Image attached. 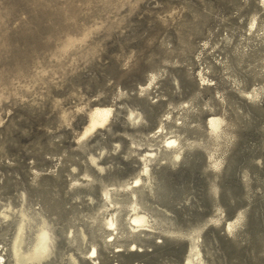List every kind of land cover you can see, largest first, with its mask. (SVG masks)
<instances>
[{"label":"rangeland","instance_id":"rangeland-1","mask_svg":"<svg viewBox=\"0 0 264 264\" xmlns=\"http://www.w3.org/2000/svg\"><path fill=\"white\" fill-rule=\"evenodd\" d=\"M21 221L42 264H264V0H0V264Z\"/></svg>","mask_w":264,"mask_h":264},{"label":"bare ground","instance_id":"bare-ground-1","mask_svg":"<svg viewBox=\"0 0 264 264\" xmlns=\"http://www.w3.org/2000/svg\"><path fill=\"white\" fill-rule=\"evenodd\" d=\"M257 28V23L253 24V28ZM155 77H153L150 87L153 85V80ZM260 92L258 89H255L253 93H248L247 95L254 98L255 96H259ZM114 116V109L112 107H96L92 110L90 114V120L89 125L86 127L84 137L86 138L88 135L98 131L105 129L108 127L112 121V118ZM134 117V114H131L132 118ZM137 120V119H136ZM223 120L221 118L213 117L211 118L209 122L210 130L212 133H218L222 129ZM165 129L163 126L160 127L158 130V134H164ZM165 148H168L173 151V156L177 159H181V145L178 142L177 139H170L165 142ZM155 155L153 153H150L148 158L144 159L145 163L150 162L152 158H154ZM144 175H148V165H146V170L143 173ZM143 179L141 177L134 180L132 185H128L125 188V191H130L132 195H135L136 190L140 189L143 186ZM110 193H106L107 200L109 199ZM110 204H113L111 202ZM130 210L132 212V217L130 219V227L133 231H149V228H152L149 222V219L146 215L140 212L139 206L136 202H133V204L130 206ZM5 219H9L10 216L6 213L2 214ZM24 219L26 216L22 215ZM238 223V221L236 222ZM236 224H233L231 222L229 224V230L235 228ZM107 226L109 227V231L113 232L111 234V237L115 235V232L118 230L117 224L114 221V219L110 220L107 223ZM24 237H25V221H21V225L19 226L17 236L14 241L13 245V254L15 256L16 264H42L50 255L51 251V244H52V238L50 232L45 228L41 227L40 231L37 234L35 243L33 244L32 248L25 252L22 248L24 244ZM115 238V237H113ZM191 239V248H190V255L187 260V264H204L201 249L199 246V236L198 237H192ZM92 252V250L88 253V255ZM95 256L98 257V251L96 248H94ZM96 257V258H97Z\"/></svg>","mask_w":264,"mask_h":264},{"label":"snow or ice","instance_id":"snow-or-ice-1","mask_svg":"<svg viewBox=\"0 0 264 264\" xmlns=\"http://www.w3.org/2000/svg\"><path fill=\"white\" fill-rule=\"evenodd\" d=\"M93 255H95V252H93Z\"/></svg>","mask_w":264,"mask_h":264}]
</instances>
